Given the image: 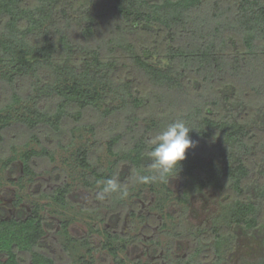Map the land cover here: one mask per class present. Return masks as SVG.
<instances>
[{
    "label": "trees",
    "instance_id": "1",
    "mask_svg": "<svg viewBox=\"0 0 264 264\" xmlns=\"http://www.w3.org/2000/svg\"><path fill=\"white\" fill-rule=\"evenodd\" d=\"M0 81L8 88L0 101V158L4 132L13 123L40 143L42 127L59 132L70 118V141L61 144L67 149L87 113L111 131L106 149L116 167L125 162L149 173L146 141L183 119L197 143L186 149L175 175L188 185L180 199L209 191L235 194L231 201L223 198L212 217L215 261L222 257L224 233L264 239V0H0ZM23 84L34 95L21 92ZM30 99L32 106L23 105L18 115ZM84 127L96 134L99 125ZM39 154L51 158L43 145L19 155L20 178L33 180L31 159ZM91 156L89 147L76 149L87 187L117 169L94 168ZM16 158L8 156L4 165ZM252 177L261 205L249 193ZM160 187L171 192L167 183ZM150 189L157 192L152 183ZM69 192L70 184L62 183L44 195L66 208ZM112 196L120 203L118 194ZM20 203V197L13 200L15 211L8 214L0 188V264H57L38 248L46 234L41 206L34 203L26 212ZM69 223L60 224L65 249L78 242L68 235ZM103 233L102 246L115 264H127L119 250L128 240L110 229ZM79 243L91 252L88 238Z\"/></svg>",
    "mask_w": 264,
    "mask_h": 264
},
{
    "label": "rangeland",
    "instance_id": "2",
    "mask_svg": "<svg viewBox=\"0 0 264 264\" xmlns=\"http://www.w3.org/2000/svg\"><path fill=\"white\" fill-rule=\"evenodd\" d=\"M19 89L25 94L30 92L31 96L35 93L33 87L27 84ZM7 94L6 84L0 81V101L5 100ZM32 103L33 99L22 102L18 115L25 111L23 105L32 106ZM99 122L97 116L86 113L79 127L72 131V144L67 149L61 144L70 141V128L74 124L70 118L65 120L59 132L42 127L38 131L40 143L29 138L26 129L20 124L13 123L4 132L3 154L0 158L1 205L8 214L15 211L11 203L18 197L21 198L19 207L26 212H30L34 203L41 206L46 230L38 247L42 252L51 256L57 264H83L82 260L90 264H115L102 246L105 240L103 231L110 229L128 240L127 246L119 250V256L127 264H134L135 260L148 261L150 264H177L180 259H189L190 264H264V239L243 231L234 232V237L224 233L226 238L223 237L219 262L215 261L211 252L212 217L220 209L223 198L228 196L227 200L231 201L235 194L229 190L223 193L200 192L184 202L180 199L181 192L186 191L188 185H183L177 176L167 182L171 190L168 194L163 189L161 192L157 190L161 188L160 182H152L157 192L150 189L151 183H135L132 179L133 171L125 162L115 166V156L110 155L106 149L111 131ZM85 124L99 125L98 132L92 134L88 127H84ZM210 143L213 145V142ZM41 145L50 151L51 158L41 154L32 157L33 180H30L29 175L20 178L23 173L19 155L28 149L40 151ZM82 146L90 148V162L94 168L105 171L111 167L117 168L114 176L128 187V195L120 203L112 195L104 201H98L95 199L97 184L93 187L84 185L83 169L76 161V149ZM118 148L122 151V147ZM11 155L17 158L4 165L5 159ZM254 180L253 177L249 180V193L261 205L255 188L258 183ZM62 183L70 184L66 208L57 206L44 195ZM130 183H133L131 188ZM138 191H141L140 195H137ZM159 203L163 208L159 207ZM64 219L70 221L68 235L78 240L67 245L66 249L60 227ZM162 223L164 226H161ZM85 237L88 238L91 252L79 243Z\"/></svg>",
    "mask_w": 264,
    "mask_h": 264
},
{
    "label": "clouds",
    "instance_id": "3",
    "mask_svg": "<svg viewBox=\"0 0 264 264\" xmlns=\"http://www.w3.org/2000/svg\"><path fill=\"white\" fill-rule=\"evenodd\" d=\"M192 129L183 119L165 124L155 136L146 141L145 154L150 161L147 164L150 174H142L134 169L133 181L140 184L167 183L175 176L180 162L186 158V149L196 146L197 142L189 135ZM97 188L95 199L98 201H104L114 193L121 199L128 195L127 185L115 176L97 181Z\"/></svg>",
    "mask_w": 264,
    "mask_h": 264
},
{
    "label": "flooded vegetation",
    "instance_id": "4",
    "mask_svg": "<svg viewBox=\"0 0 264 264\" xmlns=\"http://www.w3.org/2000/svg\"><path fill=\"white\" fill-rule=\"evenodd\" d=\"M22 172V171H21ZM1 203H2V200H1Z\"/></svg>",
    "mask_w": 264,
    "mask_h": 264
}]
</instances>
